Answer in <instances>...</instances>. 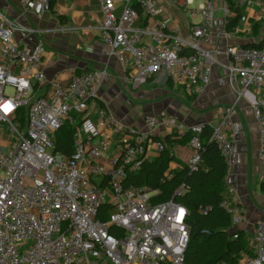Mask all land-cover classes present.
Returning a JSON list of instances; mask_svg holds the SVG:
<instances>
[{
	"label": "built area",
	"instance_id": "built-area-1",
	"mask_svg": "<svg viewBox=\"0 0 264 264\" xmlns=\"http://www.w3.org/2000/svg\"><path fill=\"white\" fill-rule=\"evenodd\" d=\"M19 1L21 16L42 18L53 0ZM98 1L101 38L109 54L136 70L134 82L159 73L194 94L212 82L214 67L221 66L236 102L250 99L264 146V39L261 46L235 42L243 24L253 28L247 15L242 14L233 29L225 27L227 44L220 50L211 46L218 10L213 0L196 7L195 0H182L185 11L200 16L187 27L171 26L161 18L157 0ZM231 4L240 9L256 6V1L222 0L226 15ZM258 5L264 16V2ZM140 17L143 23L137 26ZM8 22L0 10V264H187L188 209L175 199L154 202L159 190L137 185L129 176L141 169L149 140L161 130L166 136L173 131L191 133L194 153L188 166L196 169L205 124L185 129L162 111L146 116L144 129L124 125L100 98L107 66L73 74L67 81L51 80L43 64V43L15 41ZM142 35L153 41L143 42ZM49 83L48 89H41ZM96 99L100 102L91 109ZM22 108L27 109L24 126L18 121ZM227 120L213 126L210 139L229 163L234 144L224 131ZM65 122L75 127L70 156L55 145ZM157 144L161 151L163 142ZM103 157L104 163L99 161ZM186 189L183 184L175 193ZM105 203L113 207L107 221L99 216ZM222 206L233 222L244 211L228 197ZM112 225L120 231L111 233ZM254 236L255 253L236 264H264V221L256 223Z\"/></svg>",
	"mask_w": 264,
	"mask_h": 264
},
{
	"label": "crops",
	"instance_id": "crops-1",
	"mask_svg": "<svg viewBox=\"0 0 264 264\" xmlns=\"http://www.w3.org/2000/svg\"><path fill=\"white\" fill-rule=\"evenodd\" d=\"M53 1L43 17L38 18L36 15L21 16L19 0H0V10L9 19L8 25L13 29L15 41L30 46L43 43L45 51L42 59L49 79L67 81L73 74L107 66L109 75L102 86L100 98L109 106L116 120L138 129H144L146 116L158 115L162 111L185 129L198 123L215 126L227 117L224 131L232 139L234 150L225 178L224 197L244 209L229 232L239 231L243 236L246 250L241 252L240 258L253 255L256 249L254 228L257 222L264 221V146L261 127L254 116L250 99L242 98L236 102L227 71L221 66L214 67L212 82L194 94L189 93L184 85L159 73L134 82L136 70L125 68L116 56L109 54V48L101 38L99 1ZM157 1L162 9L161 18L165 17L171 26L179 24L187 27L189 23L200 20V16H191L184 10L182 0ZM197 1L203 0H195L193 5ZM213 1L217 12H221L214 21L211 46L223 50L227 44L224 37L227 19L233 17L235 11L231 9L226 15L221 9L222 0ZM255 1L256 6L240 8V14L249 17L253 28L241 24L243 32L235 39L238 44L247 46L260 42L264 37V16L258 10V4L264 0ZM142 23L140 17L137 26ZM149 23L153 24V19ZM24 28H32V31ZM141 40L151 42L153 38L142 35ZM50 84L41 89H48ZM98 101H91V109ZM229 109H234V112L230 113ZM158 136L163 141L168 135L161 130ZM157 142V138L149 140L147 159L154 160L160 155ZM193 153L190 144L176 143L171 169L188 165Z\"/></svg>",
	"mask_w": 264,
	"mask_h": 264
},
{
	"label": "trees",
	"instance_id": "trees-1",
	"mask_svg": "<svg viewBox=\"0 0 264 264\" xmlns=\"http://www.w3.org/2000/svg\"><path fill=\"white\" fill-rule=\"evenodd\" d=\"M231 8L235 11V15L227 19L226 29L228 30L233 29L241 17L238 7L231 4ZM263 39L247 46H261ZM27 120V109L22 108L19 111L18 121L24 126ZM74 131L75 127L72 124L64 123L56 135L57 151L68 156L74 152ZM212 132L213 126L205 124L201 134L203 143L200 150L201 160L196 169H190L188 165L171 169L170 163L175 159L173 146L176 143L189 144L191 139L189 131L184 134L173 131L163 141L157 137L164 144L160 155L154 160L145 159L141 169L129 176V181L137 185H147L159 190V194L153 198L154 202L175 199L188 209L187 223L190 226L191 235L185 254L187 264H222L225 261L236 264L241 257V252L246 250L241 232H229L233 219L222 206L229 163L215 142L210 139ZM170 172L172 176L167 178ZM183 184L187 186L186 191L176 194V189ZM112 212V205L105 203L100 208L99 216L103 221H107ZM199 228L208 232L201 233ZM119 231L117 226H110L111 233ZM235 234L238 235L237 238L234 237Z\"/></svg>",
	"mask_w": 264,
	"mask_h": 264
},
{
	"label": "rangeland",
	"instance_id": "rangeland-1",
	"mask_svg": "<svg viewBox=\"0 0 264 264\" xmlns=\"http://www.w3.org/2000/svg\"><path fill=\"white\" fill-rule=\"evenodd\" d=\"M197 3H198V1L196 2L195 5H193V7H196V6H197ZM222 11H223V10H222ZM219 12H221V11H219ZM219 12L216 11L215 19H216V17H218V13H219ZM223 12H224V11H223ZM7 91H8V93H12V89H11V88H7ZM78 123H79V119L76 120L75 125H78ZM99 161L102 162V163H104V162H106V158H105V157L100 158Z\"/></svg>",
	"mask_w": 264,
	"mask_h": 264
},
{
	"label": "water",
	"instance_id": "water-1",
	"mask_svg": "<svg viewBox=\"0 0 264 264\" xmlns=\"http://www.w3.org/2000/svg\"><path fill=\"white\" fill-rule=\"evenodd\" d=\"M199 232H201V233H203V232L207 233L208 231L205 230V229H203V228H199ZM213 232H214V231H213Z\"/></svg>",
	"mask_w": 264,
	"mask_h": 264
}]
</instances>
